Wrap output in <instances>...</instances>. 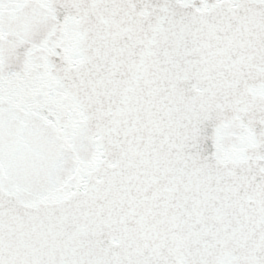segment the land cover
<instances>
[{
	"label": "snow or ice",
	"instance_id": "obj_1",
	"mask_svg": "<svg viewBox=\"0 0 264 264\" xmlns=\"http://www.w3.org/2000/svg\"><path fill=\"white\" fill-rule=\"evenodd\" d=\"M0 264H264V0H0Z\"/></svg>",
	"mask_w": 264,
	"mask_h": 264
}]
</instances>
